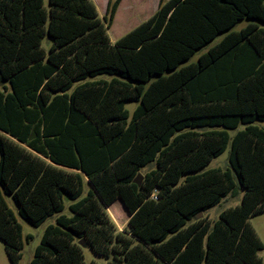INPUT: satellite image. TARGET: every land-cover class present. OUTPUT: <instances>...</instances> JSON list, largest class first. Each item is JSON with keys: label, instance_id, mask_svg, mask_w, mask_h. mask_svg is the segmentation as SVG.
I'll list each match as a JSON object with an SVG mask.
<instances>
[{"label": "trees", "instance_id": "obj_1", "mask_svg": "<svg viewBox=\"0 0 264 264\" xmlns=\"http://www.w3.org/2000/svg\"><path fill=\"white\" fill-rule=\"evenodd\" d=\"M121 1L101 18L93 0H0L10 261L23 239L6 196L32 226L56 216L30 264H87L80 241L105 264H264L249 222L264 212V0H160L112 42ZM228 148L226 169L204 170ZM242 191L239 205L208 217ZM117 202L122 230L109 213Z\"/></svg>", "mask_w": 264, "mask_h": 264}, {"label": "rangeland", "instance_id": "obj_2", "mask_svg": "<svg viewBox=\"0 0 264 264\" xmlns=\"http://www.w3.org/2000/svg\"><path fill=\"white\" fill-rule=\"evenodd\" d=\"M94 4L99 8L100 17L102 18L103 15L106 13V5L108 3V0H93ZM129 7V5H128ZM152 9L154 6H151ZM124 15H120L114 25L112 26L111 30L109 31L110 38L112 42L116 41L118 38H120L122 35L133 29L135 26H137L135 23L130 24L126 19ZM143 16H138L137 19L140 21L143 20ZM144 21V20H143ZM262 27H264V23H259ZM247 25V22H241L237 24L234 27V30L240 31L243 27ZM125 29H130L127 32L124 31ZM123 31V33H122ZM44 46L48 47L50 42L49 39L46 37L44 39ZM194 59H196V56H194ZM138 104L128 103L127 108L130 110V112H133ZM233 134V133H232ZM229 148L220 156L214 158L205 168L204 170L214 169V168H222L226 169L228 167V154H229ZM153 167V165L151 166ZM149 167V168H151ZM148 169L142 170V173L144 174ZM85 192L84 195H86L87 191L89 190V185L87 182L84 184ZM243 191L240 193L239 196L234 198H228L224 200L221 204L214 206L213 208L209 209L207 211V215L211 220H216L220 214V212L226 208L229 207H235L240 204L241 198H242ZM6 201L9 205V207L13 210L18 223L22 227V239H23V249L21 250V258L18 262V264H30L36 247L40 244L41 239L43 237V234L45 232V229L50 224H55L56 216H52L48 218L41 226L35 227L29 224L27 221H25L19 214L16 208V205L13 202V199L10 196H6ZM66 209L64 211L65 214L69 215V204L70 200L68 198L64 199ZM110 216L112 217L113 221L115 222L117 228L119 230H122L124 228V225L128 219V215L126 214L123 206L117 202L115 203L110 209H109ZM249 222L255 232L257 233L258 237L264 244V212L253 215L249 218ZM28 236H31L32 239L28 240ZM83 255H84V261L89 264L92 261H95L98 264H105L106 258L103 256L96 255L92 248L87 245L86 247H83ZM262 257H264V250L260 253ZM0 264H13L9 256L6 252L4 243L2 240H0Z\"/></svg>", "mask_w": 264, "mask_h": 264}, {"label": "crops", "instance_id": "obj_3", "mask_svg": "<svg viewBox=\"0 0 264 264\" xmlns=\"http://www.w3.org/2000/svg\"><path fill=\"white\" fill-rule=\"evenodd\" d=\"M159 3H160V0H122L121 3H120V5H119V7H118L117 12H116V15H115L114 22H113L112 26L114 25V23L116 22L117 18L120 15H124L126 17L125 19L130 24L131 23L132 24L135 23L137 26H139L142 22H144L147 19H149L158 10ZM107 5H108V3H107ZM107 5H106V9H107ZM128 5H129V7H128ZM151 6H154V8L152 9ZM97 9H98V12H99V8L98 7H97ZM138 16H143L144 17L143 18L144 21L143 20L140 21L139 19H137ZM247 24H248V22H247ZM112 26H111V28H112ZM137 26H135L134 28H136ZM111 28L109 29V31L111 30ZM133 29H131V30H133ZM128 30H130V29H128V28L125 29L124 28V31L127 32ZM130 31H128V32H130ZM122 33H123V31H122ZM222 36L223 35H221L220 37H218L216 39V41L212 43V45L215 44L216 42H218L222 38ZM208 48H209V45L206 46L204 49L200 50L197 53V55H196V59L193 58L192 61H196L198 59V57L201 54H203L204 52H206V50Z\"/></svg>", "mask_w": 264, "mask_h": 264}, {"label": "water", "instance_id": "obj_4", "mask_svg": "<svg viewBox=\"0 0 264 264\" xmlns=\"http://www.w3.org/2000/svg\"><path fill=\"white\" fill-rule=\"evenodd\" d=\"M141 182H142V176L139 175V177H138L137 179H135V183H137V184H141ZM198 217L201 218V217H202V213H200ZM80 245H81L82 247H86V244H85L84 241H80Z\"/></svg>", "mask_w": 264, "mask_h": 264}]
</instances>
